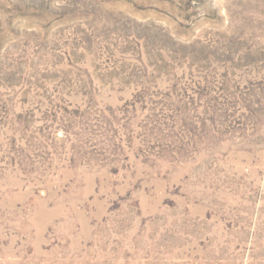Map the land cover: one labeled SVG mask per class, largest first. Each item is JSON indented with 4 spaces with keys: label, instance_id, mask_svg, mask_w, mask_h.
I'll use <instances>...</instances> for the list:
<instances>
[{
    "label": "rangeland",
    "instance_id": "374dc122",
    "mask_svg": "<svg viewBox=\"0 0 264 264\" xmlns=\"http://www.w3.org/2000/svg\"><path fill=\"white\" fill-rule=\"evenodd\" d=\"M0 264H264V0H0Z\"/></svg>",
    "mask_w": 264,
    "mask_h": 264
}]
</instances>
